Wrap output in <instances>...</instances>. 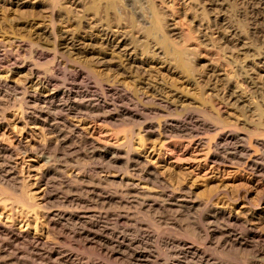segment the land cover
<instances>
[{"label": "rangeland", "instance_id": "1", "mask_svg": "<svg viewBox=\"0 0 264 264\" xmlns=\"http://www.w3.org/2000/svg\"><path fill=\"white\" fill-rule=\"evenodd\" d=\"M56 2H0V46L5 45L8 49L9 46L13 48L12 42H25L32 51L44 54L41 60L32 59L30 53L25 58L35 62L37 59L42 72L50 74L54 70L52 55L59 49L62 72L75 73L78 68L84 69L103 83L117 84L133 98H146L150 101L146 105L149 110L155 106L157 110L163 109L160 105L163 101L171 104L175 116L186 110L198 114L203 109H210L215 115L211 104L218 103L223 105L224 112L220 117L228 127L203 133L198 138L163 137L141 132V126L129 125L122 117L116 121L69 117V122L79 129L82 136L97 147L109 148L110 152L124 147L129 136L136 155L169 184L168 193L160 194L162 189L157 188L155 200H158L153 199L155 207L143 208L141 205L149 199L142 194L125 191L124 161L120 159L107 173L110 180L108 188L111 194L114 193V201L108 208L112 215L105 223H99L107 226L110 250L117 253L114 257L109 258L79 239L59 233L57 235L63 237L59 239L60 246L67 251L62 255L48 258L47 253H34L22 245L9 247L2 243L0 264H71L64 262L62 257L69 253L75 254L84 264H202L200 258L193 256L188 246H184L186 243L201 246L202 250L213 255L214 261L253 264L255 251L261 249L262 243L248 239L239 246L229 239H233L231 234L237 233L246 239L241 222L244 223L250 212L264 209V187L244 188L242 181H238L244 173L235 165L212 161L211 147L223 132L233 129L243 136L247 134L248 126L244 122H260L264 126V118L256 120L253 110L248 112L251 107L262 105L261 100H264V0ZM107 34L109 37L113 35V43L106 41ZM118 42L122 47L118 48ZM132 62L136 67L130 68ZM242 75L253 77L255 83L263 88L260 96L250 95ZM63 76H56L61 90L67 89L71 83ZM234 87L239 90L238 95L245 93L244 103L229 96ZM99 89L96 84L88 81L86 84L85 81L78 85L76 98L83 104L90 100V103H97L99 97H103ZM85 94L88 97L84 98ZM11 95L8 106L11 108L15 104L17 107L20 96L14 92ZM105 98L110 104L104 110L106 113H114L125 106L119 95ZM65 100L66 97L60 99L58 104L62 101L64 104ZM152 113L149 112L147 121H144L158 124L164 120V115L157 114L154 118ZM131 127L135 131L133 135L128 133ZM197 139L204 141L203 146L194 144ZM83 140L75 142L78 158L67 148L56 153L50 151L46 155L66 175L72 172V167L78 168L86 180L80 182V187L86 190L91 185L90 178L102 175V167L100 161H87V145ZM58 179L49 191L61 187V178ZM140 184L150 191L149 184ZM134 196L140 199L136 197V200ZM54 204L58 206L59 203L55 201ZM127 215H130V221H118L119 216ZM232 216L239 222L229 221ZM100 229L97 226L95 230L100 232ZM159 237L163 239L158 240ZM137 251L145 252L147 260H135L132 253Z\"/></svg>", "mask_w": 264, "mask_h": 264}, {"label": "bare ground", "instance_id": "2", "mask_svg": "<svg viewBox=\"0 0 264 264\" xmlns=\"http://www.w3.org/2000/svg\"><path fill=\"white\" fill-rule=\"evenodd\" d=\"M52 1L56 4L58 0ZM115 1L112 0L113 3ZM0 2L4 3V0H0ZM109 36L106 38L105 35L106 41L113 43V35ZM71 40L74 39L71 38ZM121 42L125 44L124 41ZM12 43L13 48L9 46L10 49L4 47L5 45L0 46V244L3 243L9 247L22 245L34 253H47L48 258H53L67 252L66 250L63 251L60 246L59 239H63V237L57 235L64 233L79 239L84 245L92 246L98 252H103L109 258L114 257L117 253L110 250L111 239L107 233V226L99 224L100 221L105 223L106 219L112 215L108 210L109 205L114 201V193L111 194L108 188L110 185L107 176L109 170L117 165L120 159H123L126 178L122 182L126 187L125 191L131 194L132 192L142 194L146 197L145 199H149L145 202L142 200L144 203L140 204L146 209L155 207L154 203L158 200H155L157 188L162 189L159 190L160 194H165L170 186L155 170L151 169L146 162L143 163L136 155L129 136L126 137L124 147L110 152L109 148L97 147L85 136H82L79 129L69 122V117L84 116L91 119H105V121H116L122 117L129 125L141 126L140 131L149 135L198 138L203 133L228 127V124L224 123L220 117L224 112L223 105L211 104L215 110V115L210 109H203L198 114L193 110H186L175 116L176 113L171 104L163 101L160 102V105L164 110L159 107L157 110V106L155 109L149 110L146 105L148 106L150 101L146 98L142 96L139 99L133 98L130 93L121 89L117 84L103 83L84 69L78 68V70H74L75 73L73 71L72 73L68 72V70L62 72L61 66L59 68L60 60L57 51L59 49H56V46L51 58L54 74L52 72L50 74V72L43 73L40 62L37 61V59H43V53L38 50L32 51L33 49L30 47L31 50L22 41ZM119 43H117L118 48L122 47ZM70 44L76 49L72 41ZM166 48L169 50L168 47ZM28 53L32 59H34L33 57L37 58L36 62L25 58ZM182 56L181 60L184 59ZM132 63L130 68L134 66V62ZM59 74L64 75L63 77L71 82L65 90L58 87L59 83L56 76ZM22 77L25 79L20 81L19 79ZM244 78L245 89H248L250 95L260 96L263 88L255 83L253 77L244 76ZM92 80L100 88L99 92L102 93L103 97H99L97 103H90L91 100L87 104L80 103L76 98V94H79V91L76 92L78 85L80 86L85 81L86 84L87 81L89 84H93ZM145 85L149 84L145 83ZM13 92L20 96L18 98L20 103L17 107L14 104L13 107L9 108L10 105L8 106V104L10 98L12 99L11 94ZM237 92L239 90L235 88L229 96L244 103L242 99L246 98L245 93L238 95ZM115 95H119V98L125 102V106L114 113L104 112L110 105L106 102L105 97L110 98ZM65 97L67 98L66 102L61 104L62 101L58 104L60 99ZM85 97L88 96L85 94ZM80 98L82 97L80 96ZM87 99L89 100V98ZM261 104L251 107L248 111L253 110L254 117L260 121L264 118V109H262L264 100H261ZM149 112H154L152 113L154 118L157 117V114L164 115V120L158 124L153 121L146 122ZM145 119L146 121H144ZM244 124L248 126L247 134L244 136L232 129L217 137L218 139L211 147V160L237 166L244 173L238 181H242L244 188L252 190L264 187V178H261L264 177V126L255 121L244 122ZM131 128L128 133L133 135L135 134L134 127ZM81 139H84L83 141L87 145L85 152L87 161L89 163L100 161L102 167V175H96L95 179L94 177L90 178L91 185L87 186L86 190L80 187V182H86V180H83L84 176H81V171L79 174L78 168L72 167V169L74 168L72 172L69 171V175L68 173L66 175L65 172L60 171L61 167L52 162L51 157L46 155L50 151L56 153L67 148L78 158L75 142ZM203 142L202 139H197L194 144L201 147ZM58 177L61 178L59 181L61 187L49 191L53 182L59 180ZM170 178H173L172 175ZM135 179L138 181L136 182ZM140 182L149 184L150 191L153 190V192L149 190L148 192L142 188ZM58 200L60 201L58 202ZM55 201L59 203L58 206L54 204ZM127 203L129 204V202ZM121 220L130 221L131 217L130 215L119 216L118 221ZM228 220L232 223L239 222L234 216ZM209 223L211 224V222ZM241 224L245 232L243 236H246V239L237 236V233L236 235L231 234L233 239L230 238L229 240L239 246H243L248 239L262 243L261 249L255 251L256 256L253 264H264V209L250 212L244 223L241 222ZM97 226L101 227L99 233L95 230ZM159 227L161 226L159 225ZM159 227H157V231L160 230ZM159 239L162 240L163 238L159 237ZM184 246H188L190 253L200 258L202 264H228L214 261L213 255L205 252L204 248L202 250L201 246L197 247L198 245H188L187 243ZM132 255L133 258L136 257L134 259L137 261L147 260L145 252L137 251ZM62 257H64V262L84 264L73 253ZM40 258L43 256L41 255Z\"/></svg>", "mask_w": 264, "mask_h": 264}]
</instances>
